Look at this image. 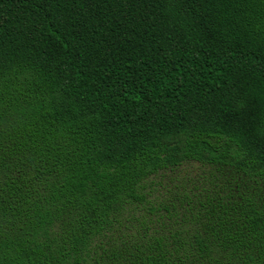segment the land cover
Returning <instances> with one entry per match:
<instances>
[{"label":"trees","instance_id":"trees-1","mask_svg":"<svg viewBox=\"0 0 264 264\" xmlns=\"http://www.w3.org/2000/svg\"><path fill=\"white\" fill-rule=\"evenodd\" d=\"M0 264H264V0H0Z\"/></svg>","mask_w":264,"mask_h":264}]
</instances>
